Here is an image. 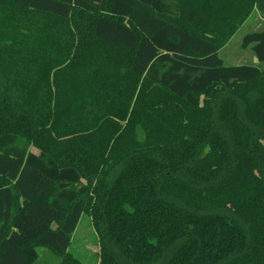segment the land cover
<instances>
[{"label": "trees", "instance_id": "1", "mask_svg": "<svg viewBox=\"0 0 264 264\" xmlns=\"http://www.w3.org/2000/svg\"><path fill=\"white\" fill-rule=\"evenodd\" d=\"M256 9L0 0V264H84L83 215L97 264H264Z\"/></svg>", "mask_w": 264, "mask_h": 264}, {"label": "rangeland", "instance_id": "2", "mask_svg": "<svg viewBox=\"0 0 264 264\" xmlns=\"http://www.w3.org/2000/svg\"><path fill=\"white\" fill-rule=\"evenodd\" d=\"M264 24V15L263 13L256 9L253 16L243 25V27L237 32L231 43H229L228 47L225 48L227 52H230L232 56L237 55V49L239 45V39L246 33H249L254 30H259L262 28ZM264 133V131H263ZM262 174L264 176V162L261 163ZM69 251L75 255L79 260H81L84 264H97L99 262V252H100V244L98 235L93 228L91 218L87 215H83L81 220L77 226L75 233L72 236V243L69 248ZM47 252L51 256L50 261L54 264L56 257L48 253L46 249H40V255L43 259V255ZM114 255H117L113 252ZM117 257V256H116ZM57 260V259H56ZM44 261V260H43ZM39 264H46L45 261ZM51 264V263H50Z\"/></svg>", "mask_w": 264, "mask_h": 264}, {"label": "crops", "instance_id": "3", "mask_svg": "<svg viewBox=\"0 0 264 264\" xmlns=\"http://www.w3.org/2000/svg\"><path fill=\"white\" fill-rule=\"evenodd\" d=\"M255 13V12H254ZM255 61V60H254Z\"/></svg>", "mask_w": 264, "mask_h": 264}]
</instances>
